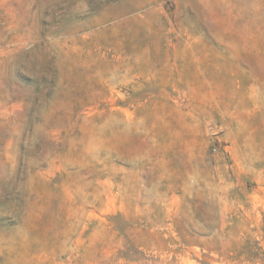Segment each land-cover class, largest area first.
Instances as JSON below:
<instances>
[{
  "label": "rangeland",
  "instance_id": "374dc122",
  "mask_svg": "<svg viewBox=\"0 0 264 264\" xmlns=\"http://www.w3.org/2000/svg\"><path fill=\"white\" fill-rule=\"evenodd\" d=\"M0 264H264V0H0Z\"/></svg>",
  "mask_w": 264,
  "mask_h": 264
}]
</instances>
